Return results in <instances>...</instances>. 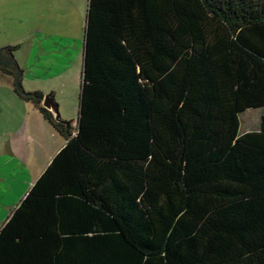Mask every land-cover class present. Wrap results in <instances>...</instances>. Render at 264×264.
Segmentation results:
<instances>
[{"label":"trees","instance_id":"1","mask_svg":"<svg viewBox=\"0 0 264 264\" xmlns=\"http://www.w3.org/2000/svg\"><path fill=\"white\" fill-rule=\"evenodd\" d=\"M14 91L65 143L0 264H264V0H88L75 126Z\"/></svg>","mask_w":264,"mask_h":264},{"label":"rangeland","instance_id":"2","mask_svg":"<svg viewBox=\"0 0 264 264\" xmlns=\"http://www.w3.org/2000/svg\"><path fill=\"white\" fill-rule=\"evenodd\" d=\"M60 1L61 0H42L39 4L38 0H0V48H6L7 50H9L8 48H12L9 52L18 66V69L23 72L26 69L24 82L21 83L23 89L26 87V84L28 87L30 86V82L28 83V81H32L35 78H39L41 75H45L42 73L44 67L38 65L40 62V59H38V49L40 46L36 43L38 37H36L34 42H28V36H30L34 32V29L37 28L35 22H38V26L42 27V23L45 20L44 16H49L51 11L50 8L56 7ZM78 3L80 4V10L78 12L75 11V18L72 23L74 31L73 40L75 44L72 50V67L69 69L68 77L66 78L68 80L67 89L63 90V94L70 104L69 109H71L68 111L67 116H69V121H72L73 126L76 124L79 110L82 69L81 49L83 36L81 19L84 18L83 9L86 7V0H76V4ZM39 5L42 6V12L44 15L41 21L39 19L37 21L35 16L38 12ZM47 21L49 20H45L44 22L46 23ZM40 39L44 38L40 36ZM19 40H22L23 43L18 44ZM42 43L46 42L43 40ZM54 54H57V52ZM56 68H52L53 74L59 71V69ZM0 77L13 80V88L7 90L3 85V82H1L3 79L0 78V140H6V137L10 135V139L14 144H18V142L21 141L22 146H24L16 148L18 157L28 162V155L36 144L34 142L35 135L37 134L34 127L35 122L34 120H31L30 124L27 121L25 122L28 129L33 132L32 136H21L19 131H16L15 134L6 133L2 135L10 129L15 131V126H18L19 123L24 124L22 121L24 117V107H26L27 102L20 99L14 91L15 77L5 73L2 74V72L0 73ZM43 84H40L39 86L41 87ZM44 85H46V83ZM35 86H38V84ZM58 93V96H60V91H58ZM57 104L59 103L57 102ZM59 113L61 116L60 110ZM63 116L66 115L64 114ZM262 116H264V106L247 109L240 116L241 131L244 132L258 129ZM18 157L10 162H4L0 157V206L3 207L6 212L13 209L21 198V194L25 193L26 180L30 175V170L28 169H31V173H34L36 170L35 167L31 168L28 163H25L24 167L13 175L14 169L12 168V165H14L16 160H19ZM6 183H13L15 189L12 192L9 191L7 195H4L6 193H2V187ZM0 214V220L2 221L5 213Z\"/></svg>","mask_w":264,"mask_h":264},{"label":"crops","instance_id":"3","mask_svg":"<svg viewBox=\"0 0 264 264\" xmlns=\"http://www.w3.org/2000/svg\"><path fill=\"white\" fill-rule=\"evenodd\" d=\"M38 1L39 4L42 2V0H38ZM87 4H88V0H86V7L85 9H83L84 18L81 19L82 33H83L82 49H81L82 57H83L84 26H85ZM50 10H51L50 15L44 16L42 12V6L40 5L38 6V12L35 15L37 21L38 19L41 21L43 16L45 17V20H49V21L45 23L44 20L42 23V27L38 26V22H35L37 24L36 25L37 28H35L34 32L30 36H28V40H27L28 42H34L36 37H38L36 42L40 46L38 49V53H39L38 59H40L38 65L44 67L42 73H44L45 75L43 76L41 75L39 78H35L32 81H28V83L30 82V86L28 87L26 84L24 90L29 93L40 91L43 94V96L53 94L55 101L59 103L58 109L61 112L62 118L65 119L64 121H69V116H67V113L71 109H69L70 104L68 103L67 98L64 96L63 90L67 89L68 80L66 78L68 77L69 69H71L72 67V56H73L72 50L75 45L73 40L74 31H73L72 23H73V19L75 18L74 17L75 11L78 12L80 10V4L79 3L76 4V0H61L56 7L50 8ZM40 36H42L44 39H40ZM43 40L46 43H42ZM22 43H23L22 40H19L18 44H22ZM1 49L2 48H0V50ZM56 52L57 54H54ZM0 67H6V66H0ZM56 67L59 69V71L53 74L52 73L53 69ZM25 72L26 69L24 70V72L21 71V77H20L21 83L24 82ZM0 78L3 79L1 80V82H3V85L7 90H11L13 88V80L11 79L9 80L8 78H4V77H0ZM43 83L44 84L46 83V85H44ZM36 84H38V86H35ZM40 84L43 85L40 87L39 86ZM58 91H60V96H58L59 95ZM24 101H26L28 104V105L26 104V107H24L25 108L24 117L22 121L24 124L19 123L18 126H15L16 129L15 131H12L10 129L7 132L3 133L2 135L6 133L15 134L16 131H19L21 136H28V135L32 136L33 132L28 129L27 125H25V122L27 121L30 124V121L34 120L35 122L34 127L37 131V134L35 135L34 138L35 139L34 142L36 144L35 147L33 146V149L30 151L28 155L29 157L28 162L18 157V152L16 148H20L24 146V145L22 146L21 141H19L18 144L17 143L14 144V142H12V140L10 139V135L6 137V140L3 141L0 140V157L3 159L4 162L5 161L10 162L16 157L19 158V160H16L14 165H12V168L14 169L13 175L17 173L19 170H21L24 167L25 163H28L31 168L32 167L36 168L34 173H31V169H28L30 170V175L26 180L25 193L21 194L22 196L19 199L18 203L27 193L29 188L33 185L35 180L40 176V174L43 172V170L52 160L54 155L65 143L61 135L58 132H56L52 128V126L44 119L42 114L39 112V110L35 108L33 103L27 100ZM64 114L66 116H63ZM14 189H15V185L13 183H6L2 187V193L5 192L6 194L4 195H7L9 191L12 192L14 191ZM18 203L13 207V209L18 205ZM13 209L9 210V212H6L4 208L0 206V213L3 214L5 213L2 218L3 220L2 221L0 220V227L8 218V216L10 215Z\"/></svg>","mask_w":264,"mask_h":264},{"label":"water","instance_id":"4","mask_svg":"<svg viewBox=\"0 0 264 264\" xmlns=\"http://www.w3.org/2000/svg\"><path fill=\"white\" fill-rule=\"evenodd\" d=\"M0 66H6L14 71L16 89L20 94L26 97L31 96L34 98H38L37 96L30 95V93L26 92L23 89L21 82H20L21 72L19 71L18 66L13 60L9 50H7L6 48H2L0 50ZM42 105L52 112L53 117L56 121L62 122L66 124V126L68 125L67 121H64L61 119L59 109H58V104L55 101L53 94L45 95L43 97Z\"/></svg>","mask_w":264,"mask_h":264}]
</instances>
